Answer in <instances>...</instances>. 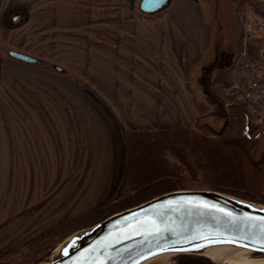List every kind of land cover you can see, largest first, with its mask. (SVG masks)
I'll list each match as a JSON object with an SVG mask.
<instances>
[{
	"label": "crops",
	"instance_id": "crops-1",
	"mask_svg": "<svg viewBox=\"0 0 264 264\" xmlns=\"http://www.w3.org/2000/svg\"><path fill=\"white\" fill-rule=\"evenodd\" d=\"M140 2L0 0L3 46L70 69L99 94L1 60L0 262L111 201L125 166L119 123L192 128L202 117L186 88L185 33L169 12L144 13ZM210 94L247 125L245 108Z\"/></svg>",
	"mask_w": 264,
	"mask_h": 264
},
{
	"label": "trees",
	"instance_id": "trees-1",
	"mask_svg": "<svg viewBox=\"0 0 264 264\" xmlns=\"http://www.w3.org/2000/svg\"><path fill=\"white\" fill-rule=\"evenodd\" d=\"M240 6L244 7V11L247 7H251L256 13L264 16L263 2L241 0ZM7 49L0 45L2 53L5 54ZM249 53L254 59H260L262 47L250 45ZM42 66L53 68L55 65L44 60ZM234 67L235 64L232 71ZM58 73L72 76L66 69ZM229 76L230 73L228 78ZM222 78L215 80L213 84L222 85L223 90L230 85V81L228 78ZM94 94L99 97L96 91ZM219 94L223 98L222 92ZM224 101L227 103L226 100ZM205 117L202 116L192 128L135 130L119 123L125 148V166L116 193L110 201V208L100 210L32 244L29 247L30 251L40 249L41 253L33 264L42 261L58 243L72 233L162 194L190 189L193 184H204L211 190L251 202H256L254 197L257 195L260 198H257V202L264 204V199H261L263 198L261 195L263 194L261 189L263 160L261 158L256 160L252 152L256 140L249 136L248 138L223 137L202 124ZM103 213L105 214L102 218L95 220ZM0 264L7 262L1 261ZM176 264L215 263L197 256H178Z\"/></svg>",
	"mask_w": 264,
	"mask_h": 264
},
{
	"label": "water",
	"instance_id": "water-1",
	"mask_svg": "<svg viewBox=\"0 0 264 264\" xmlns=\"http://www.w3.org/2000/svg\"><path fill=\"white\" fill-rule=\"evenodd\" d=\"M168 2L141 0L140 9L153 14L166 7ZM5 53L9 58L26 65L44 64L42 59L15 49L8 48ZM53 68L63 72L61 66ZM245 134L249 136V120ZM261 217H264V205L230 194L214 190H177L115 213L69 235L39 264H146L173 256H202L211 260L213 253L219 249L264 255V245L256 235ZM253 225L257 227L250 230ZM157 227L161 229L159 234L156 232ZM197 234L222 235L225 239H236L240 243L209 244L201 248L179 243L175 247L188 250L159 251L160 245L168 247L166 241ZM253 240L255 243H252ZM192 243L203 241L196 239Z\"/></svg>",
	"mask_w": 264,
	"mask_h": 264
},
{
	"label": "rangeland",
	"instance_id": "rangeland-1",
	"mask_svg": "<svg viewBox=\"0 0 264 264\" xmlns=\"http://www.w3.org/2000/svg\"><path fill=\"white\" fill-rule=\"evenodd\" d=\"M191 1H193V3ZM194 1L196 2L197 0H169L168 5L161 10L170 13L174 21L181 27L187 37L184 65L186 88L192 93L196 102L200 104L201 112L203 114L202 116H206L204 120H202V124H205L213 132L223 137L245 138L247 137L245 134L246 126L244 117L241 113L235 112L231 114V116L230 114L225 115L223 109L224 107L221 106V104L218 105L210 94L212 93L214 97L221 98L219 93L222 92V85H214L213 83L215 80H219L222 77V79L228 78L229 73L231 74L232 67L237 61V57L240 52L239 48L242 45L243 27L241 16L243 14L244 7L242 8L240 6L241 0H199L195 4ZM238 9L240 10L239 12ZM53 37V49L59 50L62 46L58 41L61 36L56 34ZM62 37L63 39H67L69 36ZM0 45L3 44L0 43ZM67 48L68 45H64V49ZM67 53L70 52H66V54ZM3 58H7V56L0 51V62ZM63 58L64 56L61 59ZM64 60L69 61L70 59L64 58ZM47 62L50 63L49 61ZM53 65L57 66L56 64ZM38 68H41L45 72L54 74V76L62 79V81L66 84L85 88L91 93L96 91L91 84L84 81L85 78L79 77L77 73L70 69L68 71L72 74L73 78L72 76L58 73V71L52 67L41 65L38 66ZM62 68L63 70L66 69L64 67ZM228 103L229 102L226 103L223 101L222 105ZM249 137L256 140L252 146V152L255 159L258 160L261 158L263 160L264 124H258L253 116H251V121H249ZM262 166L263 176L261 180V189L263 194L261 195H263V198L261 199H264V160ZM186 190L211 189L204 184H193L190 189ZM254 198L256 200L254 203L264 205L257 202V198L260 199L257 195H255ZM108 208H110V201L102 210ZM108 211L109 210H107V212ZM105 213H103L102 216L96 217L95 220L102 218ZM245 255V257H248L250 260H260L259 262H252L251 264H264V255H254L250 253ZM39 256H41L40 249L30 251V249L27 248L24 252L16 255V257L11 256L3 259V261L7 262V264H33ZM177 257L178 256H173L165 259H167L168 264H176ZM197 257L205 258L202 256ZM40 262L36 264H39ZM215 264L219 263L215 262ZM222 264L232 263L229 261Z\"/></svg>",
	"mask_w": 264,
	"mask_h": 264
},
{
	"label": "built area",
	"instance_id": "built-area-1",
	"mask_svg": "<svg viewBox=\"0 0 264 264\" xmlns=\"http://www.w3.org/2000/svg\"><path fill=\"white\" fill-rule=\"evenodd\" d=\"M250 45L262 47L260 59L249 53ZM264 18L249 8L243 17L241 49L223 97L244 107L258 124H264Z\"/></svg>",
	"mask_w": 264,
	"mask_h": 264
},
{
	"label": "snow or ice",
	"instance_id": "snow-or-ice-1",
	"mask_svg": "<svg viewBox=\"0 0 264 264\" xmlns=\"http://www.w3.org/2000/svg\"><path fill=\"white\" fill-rule=\"evenodd\" d=\"M185 203H193L192 201H185ZM205 207H208V205H204ZM222 211V209H221ZM228 215H231L230 213ZM249 219H253L252 217H249ZM261 223L258 227V232L256 233L257 237L260 240V243L262 245H264V217L260 218ZM153 223H155V221H153ZM257 226L253 225L250 226V230L252 228H256ZM157 234H159L161 232V229H159L157 227L156 229ZM199 239L201 241H203V243H198V244H193L192 241ZM166 243L168 244V247L165 248L163 245L159 246V251H168V250H172V251H186L188 249L186 248H177L175 247L176 244L179 243H189L192 244L193 248H201V247H205L209 244H220V243H233V244H239L240 242L236 239H225L222 235H205V234H197L196 236H191V237H185L183 239H174L171 241H166ZM252 243H255V240L252 241ZM240 246H244L247 247V244H240ZM154 254V253H152Z\"/></svg>",
	"mask_w": 264,
	"mask_h": 264
},
{
	"label": "bare ground",
	"instance_id": "bare-ground-1",
	"mask_svg": "<svg viewBox=\"0 0 264 264\" xmlns=\"http://www.w3.org/2000/svg\"><path fill=\"white\" fill-rule=\"evenodd\" d=\"M248 252L243 250H230V249H219V251H216L211 256V260L213 262L222 264L224 262H231L232 264H251L252 262H259L258 259H249L248 257H245ZM167 257H164V259L161 260H153L151 262H148L146 264H168Z\"/></svg>",
	"mask_w": 264,
	"mask_h": 264
}]
</instances>
